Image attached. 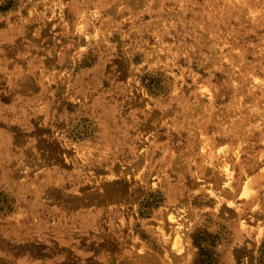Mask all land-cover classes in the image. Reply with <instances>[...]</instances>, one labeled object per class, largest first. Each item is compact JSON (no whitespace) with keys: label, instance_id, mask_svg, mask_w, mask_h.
<instances>
[{"label":"rangeland","instance_id":"rangeland-1","mask_svg":"<svg viewBox=\"0 0 264 264\" xmlns=\"http://www.w3.org/2000/svg\"><path fill=\"white\" fill-rule=\"evenodd\" d=\"M0 264H264V0H0Z\"/></svg>","mask_w":264,"mask_h":264},{"label":"bare ground","instance_id":"bare-ground-1","mask_svg":"<svg viewBox=\"0 0 264 264\" xmlns=\"http://www.w3.org/2000/svg\"><path fill=\"white\" fill-rule=\"evenodd\" d=\"M226 168V170H225V173H227L228 172V170H227V167H225ZM230 172V171H229ZM228 174H230V173H227V175H226V177H228L229 175ZM172 219V218H171ZM172 221H174L173 219H172ZM178 224V223H177ZM179 225V224H178ZM178 232L179 231H177L176 233H177V235H178ZM176 233H175V235H176ZM180 237V236H179ZM176 241V240H175Z\"/></svg>","mask_w":264,"mask_h":264}]
</instances>
